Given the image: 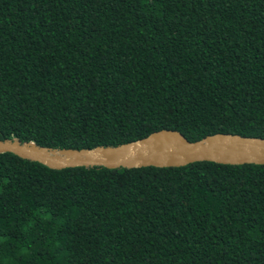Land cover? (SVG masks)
I'll return each mask as SVG.
<instances>
[{"label": "trees", "instance_id": "16d2710c", "mask_svg": "<svg viewBox=\"0 0 264 264\" xmlns=\"http://www.w3.org/2000/svg\"><path fill=\"white\" fill-rule=\"evenodd\" d=\"M264 138V0H0V139ZM0 264H264V165L52 170L0 154Z\"/></svg>", "mask_w": 264, "mask_h": 264}, {"label": "water", "instance_id": "95a60500", "mask_svg": "<svg viewBox=\"0 0 264 264\" xmlns=\"http://www.w3.org/2000/svg\"><path fill=\"white\" fill-rule=\"evenodd\" d=\"M6 153L52 170L169 168L197 162L264 165V138L214 134L190 142L177 131L161 130L134 142L81 150L43 147L16 138L0 139V154Z\"/></svg>", "mask_w": 264, "mask_h": 264}]
</instances>
